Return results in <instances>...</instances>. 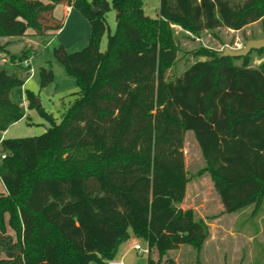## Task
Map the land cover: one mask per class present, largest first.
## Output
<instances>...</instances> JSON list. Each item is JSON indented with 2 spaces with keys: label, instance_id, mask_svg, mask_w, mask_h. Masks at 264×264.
<instances>
[{
  "label": "trees",
  "instance_id": "obj_1",
  "mask_svg": "<svg viewBox=\"0 0 264 264\" xmlns=\"http://www.w3.org/2000/svg\"><path fill=\"white\" fill-rule=\"evenodd\" d=\"M57 5L78 10L90 23V38L79 51L54 48L78 87L61 121L24 89L27 109L49 127L37 136L0 139V264H107L132 236L147 243L148 264H175L169 251L182 245L199 254L208 225L181 207L188 131L224 211L252 206L249 217L260 216L264 63L253 66L252 55L264 48L231 57L201 47L194 55L205 60L171 79L167 72L179 51L172 25L193 36L241 30L264 20V0H160L157 18L145 14L142 0H0V38L62 29ZM36 53L11 54L10 64L0 66L2 132L28 116L13 93L30 77ZM40 76L41 87L54 80L51 63Z\"/></svg>",
  "mask_w": 264,
  "mask_h": 264
},
{
  "label": "rangeland",
  "instance_id": "obj_2",
  "mask_svg": "<svg viewBox=\"0 0 264 264\" xmlns=\"http://www.w3.org/2000/svg\"><path fill=\"white\" fill-rule=\"evenodd\" d=\"M111 2V0H108ZM144 12L151 18H157L160 0H142ZM65 5H57L54 16L64 19V27L59 31L48 30L45 35H36L32 29L22 37L0 38V66L10 64L11 54H20L23 50L36 49L31 58L30 77L24 83V89L38 95L37 103L61 121L63 110L74 100L78 90L73 76L68 75L64 66L54 55V48L63 45L68 52L84 48L90 38L91 27L86 18L80 15L66 16ZM71 15V16H70ZM83 20H81V19ZM84 18V19H83ZM110 30L116 28V12L111 9L107 13ZM174 38L179 47L178 59L167 72L168 78L180 75L194 61L206 58L197 57L194 52L201 48H211L223 52L226 47L242 48L249 40L264 39V20L251 23L241 30L220 27L215 31H203L193 36L181 26L172 25ZM107 34L104 35L100 48L106 49ZM51 63L54 80L41 87L40 70ZM264 63V53L252 55V65ZM26 76V73H22ZM24 90L13 93L14 100L21 104L26 117L12 124L5 132L0 131V139L37 136L44 133L49 122L36 110L26 109L27 101ZM26 105V108H25ZM185 166L189 182L183 208H193L198 219L203 220L209 229V237L198 254L190 245L172 250L169 256L175 264H264V212L257 218L249 217L253 207L249 206L243 213H227L215 190L210 174L205 171L206 162L201 153L193 132L185 134L184 142ZM0 191L5 188L0 180ZM250 219V220H249ZM9 232L15 237L13 230ZM139 243L144 249L147 243L141 238L131 237L121 248L125 264H148V254L140 253L134 245ZM3 255V254H1ZM155 257V254H153Z\"/></svg>",
  "mask_w": 264,
  "mask_h": 264
},
{
  "label": "water",
  "instance_id": "obj_3",
  "mask_svg": "<svg viewBox=\"0 0 264 264\" xmlns=\"http://www.w3.org/2000/svg\"><path fill=\"white\" fill-rule=\"evenodd\" d=\"M264 48V39L249 40L242 48L232 49L226 47L221 53L222 56L242 57L248 55L252 50Z\"/></svg>",
  "mask_w": 264,
  "mask_h": 264
},
{
  "label": "crops",
  "instance_id": "obj_4",
  "mask_svg": "<svg viewBox=\"0 0 264 264\" xmlns=\"http://www.w3.org/2000/svg\"><path fill=\"white\" fill-rule=\"evenodd\" d=\"M55 11V10H54ZM64 12H65V14H66V16H68L69 14H71V15H76L77 16V14L78 15H80L81 17H84L78 10H76L75 8H73V7H67V6H64ZM70 15V16H71ZM78 17V16H77ZM85 18V17H84ZM83 18V19H84ZM81 19V18H80ZM82 20V19H81ZM83 21V20H82ZM64 27V26H63ZM61 30V29H60ZM59 30V31H60ZM24 87V86H23ZM22 87V89L24 90V88ZM1 192H4V191H0V193ZM181 207L183 208V206L181 205ZM184 209H186V208H184ZM132 237H134V236H132ZM125 243H127V241L125 242ZM125 243H123L121 246H120V248H119V251H118V254H117V258H120L121 256H122V253H121V248H122V246L125 244ZM183 246V245H182ZM182 246H180V247H182ZM179 247V248H180ZM172 251V250H171ZM171 251H169V253L171 252Z\"/></svg>",
  "mask_w": 264,
  "mask_h": 264
},
{
  "label": "built area",
  "instance_id": "obj_5",
  "mask_svg": "<svg viewBox=\"0 0 264 264\" xmlns=\"http://www.w3.org/2000/svg\"><path fill=\"white\" fill-rule=\"evenodd\" d=\"M25 103H26V100L24 101V104ZM25 108H26V105H25ZM134 247L140 253H143V252H146L147 254L149 253L148 247L146 249H144L138 242L134 245ZM107 264H125V263H124L123 259L115 257V258L108 260Z\"/></svg>",
  "mask_w": 264,
  "mask_h": 264
}]
</instances>
